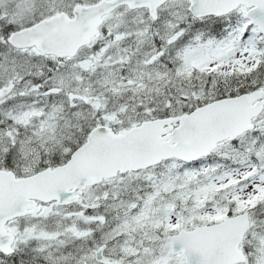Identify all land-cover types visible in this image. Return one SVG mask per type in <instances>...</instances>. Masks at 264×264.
Masks as SVG:
<instances>
[{"label":"snow or ice","instance_id":"snow-or-ice-1","mask_svg":"<svg viewBox=\"0 0 264 264\" xmlns=\"http://www.w3.org/2000/svg\"><path fill=\"white\" fill-rule=\"evenodd\" d=\"M0 264H264V0H0Z\"/></svg>","mask_w":264,"mask_h":264}]
</instances>
